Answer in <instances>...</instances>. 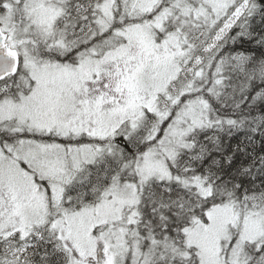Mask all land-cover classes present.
Masks as SVG:
<instances>
[{"label": "snow or ice", "instance_id": "obj_1", "mask_svg": "<svg viewBox=\"0 0 264 264\" xmlns=\"http://www.w3.org/2000/svg\"><path fill=\"white\" fill-rule=\"evenodd\" d=\"M0 264H264V0H0Z\"/></svg>", "mask_w": 264, "mask_h": 264}]
</instances>
